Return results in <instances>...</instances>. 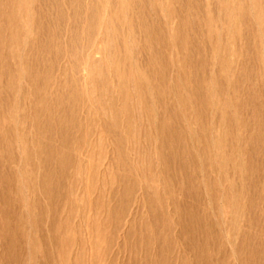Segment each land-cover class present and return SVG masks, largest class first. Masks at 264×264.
<instances>
[{
  "label": "rangeland",
  "instance_id": "374dc122",
  "mask_svg": "<svg viewBox=\"0 0 264 264\" xmlns=\"http://www.w3.org/2000/svg\"><path fill=\"white\" fill-rule=\"evenodd\" d=\"M0 264H264V0H0Z\"/></svg>",
  "mask_w": 264,
  "mask_h": 264
},
{
  "label": "bare ground",
  "instance_id": "6f19581e",
  "mask_svg": "<svg viewBox=\"0 0 264 264\" xmlns=\"http://www.w3.org/2000/svg\"><path fill=\"white\" fill-rule=\"evenodd\" d=\"M96 50H98V49H96ZM96 52V51H95ZM83 67H84V65H83ZM84 69V68H83Z\"/></svg>",
  "mask_w": 264,
  "mask_h": 264
}]
</instances>
